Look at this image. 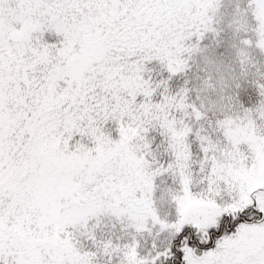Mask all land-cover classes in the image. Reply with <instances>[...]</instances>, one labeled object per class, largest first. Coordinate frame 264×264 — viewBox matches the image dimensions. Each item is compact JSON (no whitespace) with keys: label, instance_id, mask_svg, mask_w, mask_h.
I'll return each instance as SVG.
<instances>
[{"label":"snow or ice","instance_id":"6c2138e0","mask_svg":"<svg viewBox=\"0 0 264 264\" xmlns=\"http://www.w3.org/2000/svg\"><path fill=\"white\" fill-rule=\"evenodd\" d=\"M0 264H264V0H0Z\"/></svg>","mask_w":264,"mask_h":264}]
</instances>
